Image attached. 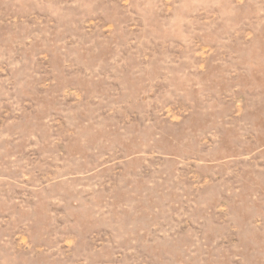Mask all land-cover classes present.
Wrapping results in <instances>:
<instances>
[{"label":"rangeland","instance_id":"rangeland-1","mask_svg":"<svg viewBox=\"0 0 264 264\" xmlns=\"http://www.w3.org/2000/svg\"><path fill=\"white\" fill-rule=\"evenodd\" d=\"M0 264H264V0H0Z\"/></svg>","mask_w":264,"mask_h":264}]
</instances>
